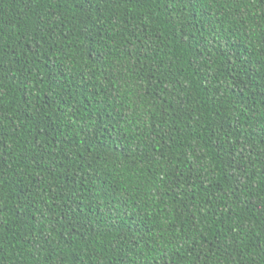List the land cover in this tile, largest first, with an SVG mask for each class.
Wrapping results in <instances>:
<instances>
[{
	"label": "trees",
	"instance_id": "trees-1",
	"mask_svg": "<svg viewBox=\"0 0 264 264\" xmlns=\"http://www.w3.org/2000/svg\"><path fill=\"white\" fill-rule=\"evenodd\" d=\"M0 264H264V0H0Z\"/></svg>",
	"mask_w": 264,
	"mask_h": 264
}]
</instances>
